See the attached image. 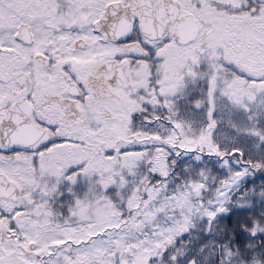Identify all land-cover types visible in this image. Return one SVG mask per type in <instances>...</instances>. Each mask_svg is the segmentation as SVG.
<instances>
[{
    "label": "snow or ice",
    "instance_id": "snow-or-ice-1",
    "mask_svg": "<svg viewBox=\"0 0 264 264\" xmlns=\"http://www.w3.org/2000/svg\"><path fill=\"white\" fill-rule=\"evenodd\" d=\"M0 264H264V0H0Z\"/></svg>",
    "mask_w": 264,
    "mask_h": 264
}]
</instances>
